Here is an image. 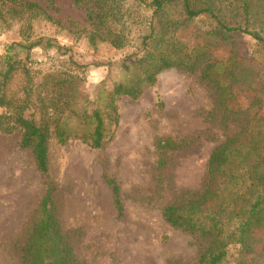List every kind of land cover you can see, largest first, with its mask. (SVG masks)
<instances>
[{
	"label": "trees",
	"instance_id": "trees-1",
	"mask_svg": "<svg viewBox=\"0 0 264 264\" xmlns=\"http://www.w3.org/2000/svg\"><path fill=\"white\" fill-rule=\"evenodd\" d=\"M51 2V0H46ZM89 6L87 43L103 42L112 49L134 41L135 52L118 62L121 76L110 88H99L92 100L78 104L76 82L84 66L71 58L69 48L52 38L33 37V21L52 22L39 6L6 0L4 9L18 25V42L5 46L0 56V133H20V147L30 149L44 191L19 247L18 264H84L72 251L69 234L62 231L53 201L55 182L48 175L47 144L78 141L91 149L105 147L118 125L116 99H136L143 85L154 83L164 70L194 73L215 87L222 102L231 87L260 90L264 71V0H69ZM194 20L204 33L229 47L225 61L205 62L206 49L188 47L175 32ZM251 40L243 55L242 37ZM54 49L62 60L48 65L32 56ZM156 147L176 151L183 141L157 140ZM163 166L161 160L158 161ZM113 204L120 211L118 190L106 178ZM162 219L173 229L202 244L192 264H264V112L239 132L227 136L207 158L206 182L200 191L186 193L162 209Z\"/></svg>",
	"mask_w": 264,
	"mask_h": 264
},
{
	"label": "rangeland",
	"instance_id": "rangeland-1",
	"mask_svg": "<svg viewBox=\"0 0 264 264\" xmlns=\"http://www.w3.org/2000/svg\"><path fill=\"white\" fill-rule=\"evenodd\" d=\"M5 1L0 0L1 55L5 46L19 41L17 23L4 14L10 5H3ZM21 1L36 4L52 20L33 21L32 36L52 38L68 47L72 60L84 66L76 82L79 105L120 78L118 62L135 52L134 41L118 50L103 42L91 47L86 39V32L92 30L86 19L89 6H76L69 0ZM175 36L185 46L204 47V63L225 61L229 56L228 46L204 33L201 20L191 21ZM242 42L243 55L250 58L251 40L244 36ZM32 56L47 65L60 58L54 49L36 48ZM199 74V70H164L154 83L141 87L138 98L118 97V125L112 140L101 149L78 141L62 146L53 139L48 142L46 164L55 182L56 218L61 230L71 236L74 256L84 264L195 262L202 242L166 224L162 209L186 193L200 191L211 150L264 112V71L260 90L233 86L224 102ZM158 139L186 145L162 153L155 145ZM106 178L117 187L119 212ZM43 182L30 149L20 147V133H0V264L19 263L18 250L43 194Z\"/></svg>",
	"mask_w": 264,
	"mask_h": 264
},
{
	"label": "built area",
	"instance_id": "built-area-1",
	"mask_svg": "<svg viewBox=\"0 0 264 264\" xmlns=\"http://www.w3.org/2000/svg\"><path fill=\"white\" fill-rule=\"evenodd\" d=\"M3 52V45H2V42H1V38H0V55L2 54Z\"/></svg>",
	"mask_w": 264,
	"mask_h": 264
}]
</instances>
